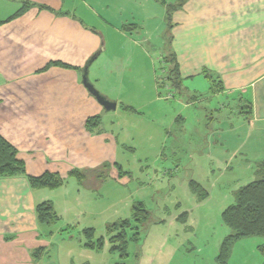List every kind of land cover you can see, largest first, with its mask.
<instances>
[{"label":"crops","instance_id":"1","mask_svg":"<svg viewBox=\"0 0 264 264\" xmlns=\"http://www.w3.org/2000/svg\"><path fill=\"white\" fill-rule=\"evenodd\" d=\"M180 2L0 0V137L24 166V174L0 177V264H90L77 257L84 248L72 236L85 211L66 201L90 189L69 173L103 164L121 169L125 149L143 136L137 100L144 67L156 84L158 53L163 78L172 55L181 79L178 94L165 87L172 122L186 126L203 106L198 115L212 123L202 153L209 171L257 179L264 159V0ZM166 6H176L169 24ZM85 67L114 111H104L84 87ZM95 117L99 125L88 128ZM44 173L63 185L32 188L28 177ZM44 202L59 217L53 224L38 220Z\"/></svg>","mask_w":264,"mask_h":264},{"label":"rangeland","instance_id":"2","mask_svg":"<svg viewBox=\"0 0 264 264\" xmlns=\"http://www.w3.org/2000/svg\"><path fill=\"white\" fill-rule=\"evenodd\" d=\"M159 57L161 53L156 58L155 86L153 78H145L144 67L142 96L137 100L143 136L125 149L121 174L111 169L99 190L66 198L85 211L72 233L73 242L81 238L83 244L80 231L92 229L103 243L101 251L84 249L77 254L79 260L88 256L85 260L90 264H216L219 247L231 234L222 223L221 213L233 204V193L255 179L233 171H209L213 165L202 153L207 151L206 138L212 133V123L206 121L205 112L198 115L203 106L192 110L193 119L186 126L172 122L168 105L173 100L168 97V89L156 87L164 77ZM157 96L162 102H157ZM191 180L208 192L207 200H196L188 189ZM139 202L148 218L138 226L136 241H130L135 230L127 231V258L120 259L109 251L107 227L131 219L132 208ZM261 245L264 238L259 237L235 242L227 264H264L258 251Z\"/></svg>","mask_w":264,"mask_h":264},{"label":"trees","instance_id":"3","mask_svg":"<svg viewBox=\"0 0 264 264\" xmlns=\"http://www.w3.org/2000/svg\"><path fill=\"white\" fill-rule=\"evenodd\" d=\"M183 2L181 0L180 4ZM176 6H166V21L169 24L171 10ZM169 68L165 78L159 82L158 87H169L171 93L178 94L181 86V79L178 72V66L172 55L168 56ZM99 125V118L95 117L87 122V127L96 128ZM110 166H102L88 171H71L69 177L75 179L80 185L87 187L92 191H97L107 178ZM120 172V168L117 167ZM24 174L22 162L17 160L16 151L4 139L0 137V177L14 176ZM123 174V173H122ZM257 179L240 187L233 195V204L226 207L221 213L223 225L230 229L231 234L222 241L218 254L215 258L216 264H227L230 249L232 245L242 239L259 237L264 238V159L257 165ZM30 186L34 189L54 190L62 186L64 180L56 174L44 173L39 177H28ZM190 191L196 196L198 201L205 198L204 190L199 184L191 182ZM38 220L41 223L53 224L59 220V217L53 211L51 202H44L36 207ZM148 218V213L142 203H136L131 212V219L118 221L107 227L108 243L110 253L118 254L120 259L127 258V231L135 230L130 241L138 239V226L143 224ZM132 224H135L132 226ZM84 249L91 251H101L103 243L94 235L92 229L81 230ZM258 251L264 261V245L258 247Z\"/></svg>","mask_w":264,"mask_h":264},{"label":"water","instance_id":"4","mask_svg":"<svg viewBox=\"0 0 264 264\" xmlns=\"http://www.w3.org/2000/svg\"><path fill=\"white\" fill-rule=\"evenodd\" d=\"M82 82L84 87L87 89L88 93L96 100V102L102 106L104 111H114L116 108V104L113 102H110L106 100L104 96H102L95 88L94 86L88 81L87 78V67L83 69L82 72Z\"/></svg>","mask_w":264,"mask_h":264}]
</instances>
